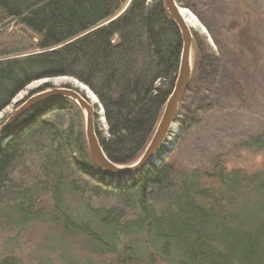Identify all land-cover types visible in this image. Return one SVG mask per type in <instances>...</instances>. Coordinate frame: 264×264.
<instances>
[{"label": "trees", "instance_id": "obj_1", "mask_svg": "<svg viewBox=\"0 0 264 264\" xmlns=\"http://www.w3.org/2000/svg\"><path fill=\"white\" fill-rule=\"evenodd\" d=\"M175 1L209 29L197 0ZM207 1L205 14L215 0ZM180 49L162 0H0V113L32 82L73 78L103 109L107 137L98 141L104 155L127 166L145 150L173 89ZM203 60L192 77L209 92L223 67L215 58ZM237 79L228 85L241 84ZM17 123L0 144V219L10 226L60 223L99 254L127 252L118 264H264V173L214 165L202 179L197 169L179 174L161 163L113 186L104 175L113 177L89 159L83 114L73 101L39 103ZM243 146L263 149L264 141L255 137ZM244 194L252 208L241 207ZM70 196L80 198L86 218L71 216ZM43 199L51 215L40 207ZM0 264L22 263L6 257Z\"/></svg>", "mask_w": 264, "mask_h": 264}, {"label": "rangeland", "instance_id": "obj_2", "mask_svg": "<svg viewBox=\"0 0 264 264\" xmlns=\"http://www.w3.org/2000/svg\"><path fill=\"white\" fill-rule=\"evenodd\" d=\"M204 1L209 3L207 0H197L195 9L204 19L206 18L207 22L209 21V29L201 24L193 11L175 1L181 10L185 9L194 15L201 26L190 29L192 38L189 50L190 78L187 89L178 103L176 114L162 143L163 146L154 154L151 160L153 164L148 165L159 166L164 163L174 168L179 174L190 173L197 169L199 171L197 176L202 179L205 174L212 173L214 165L226 172L239 171L247 175L264 173V148L243 146V143L250 142V139L255 137L264 141V0H221L219 3L215 0L211 8L213 12L207 14L202 8ZM12 29L13 24L6 29L7 33L9 34ZM206 57L221 61L223 67V71L218 75L209 92L202 89L198 85L199 81L192 77L195 64L199 62L201 65L205 60L203 58ZM224 67L235 70L233 73H226ZM232 78H238L241 84L229 86L228 80L232 81ZM76 84L89 90L69 77L32 82L2 110L0 127L23 102L35 94L38 87H42V90L68 88L82 96L83 93ZM169 97L170 95L159 112L145 150L156 132ZM87 102L91 105L88 100ZM97 102L96 100V103L91 106L93 129L98 140V135L104 139L107 137V127L103 109ZM81 112L84 118V113L82 110ZM17 121L7 132L12 133L18 128ZM2 142L3 139L0 138V143ZM145 150L133 163L120 167L133 166ZM98 176L99 174L96 175ZM207 176L215 179L211 174ZM84 179L80 175L76 176L78 183H83ZM104 181L114 186L118 183L125 184L129 178H110L104 175ZM176 182L179 185L181 179L177 178ZM201 184H204L202 180ZM249 198L246 194L240 198L241 207L244 208L246 205H249L248 208L253 207L255 203L252 204ZM255 200L260 201L257 197ZM66 202L72 217L76 218L80 215L87 217L88 214L83 211V203L78 196H70ZM40 207L51 215L47 200H41ZM253 214H256V211ZM256 217L258 219L254 221L262 218ZM128 256L127 252H119L117 255L99 254L88 244L83 235L65 230L57 222H30L24 228L16 229L0 219V261L6 257H13L19 259L22 264H118L117 260L121 261V257L122 260L128 259ZM173 259L174 257L171 261Z\"/></svg>", "mask_w": 264, "mask_h": 264}, {"label": "water", "instance_id": "obj_3", "mask_svg": "<svg viewBox=\"0 0 264 264\" xmlns=\"http://www.w3.org/2000/svg\"><path fill=\"white\" fill-rule=\"evenodd\" d=\"M162 3L176 24L181 35L182 46L179 68L174 88L167 101L156 132L144 154L137 163L131 167H120L108 161L94 133L92 106L87 102L86 97H82L80 93L68 88L42 90V87H38L35 94L23 102L22 105L17 110H15L14 113L7 119V121L0 127V136L7 132L9 128L18 120V118L31 107L49 100L69 99L73 101L84 113V135L88 148V154L91 162L98 170L103 171L112 177L130 179L132 176L138 175L142 170L152 165L153 163L151 160L154 154L160 149L161 146H163L162 143L167 132L169 131L177 111L178 103L187 89L190 78L189 50L192 36L180 17V6L176 4L175 0H162Z\"/></svg>", "mask_w": 264, "mask_h": 264}, {"label": "bare ground", "instance_id": "obj_4", "mask_svg": "<svg viewBox=\"0 0 264 264\" xmlns=\"http://www.w3.org/2000/svg\"><path fill=\"white\" fill-rule=\"evenodd\" d=\"M180 17H181V19L183 20V22H184V24H185V26L188 28V31H189V33H190V29H197V28H200V24H199V22H198V20L194 17V15H192L189 11H187V10H185V9H180ZM190 35H191V33H190ZM76 86L77 87H80V92H82L83 93V95L82 96H86L87 97V100L91 103V105L92 104H95L96 103V100L94 99V97H93V95L90 93V92H88L86 89H84L83 87H81L80 85H78V84H76ZM98 103V102H97ZM100 116H102V115H100ZM5 133H7V132H5ZM4 133V134H5ZM3 134V135H4ZM3 135H1L0 136V138L3 136ZM8 138H6V139H3V141L5 140H7ZM4 141V142H5ZM4 142H2V143H0V144H3ZM87 145V144H86ZM88 149V148H87Z\"/></svg>", "mask_w": 264, "mask_h": 264}]
</instances>
